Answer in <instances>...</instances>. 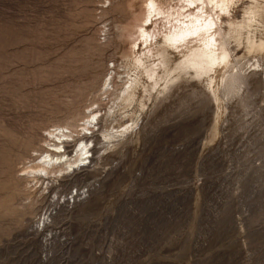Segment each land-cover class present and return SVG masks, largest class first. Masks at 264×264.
Returning <instances> with one entry per match:
<instances>
[{"label":"rangeland","instance_id":"rangeland-1","mask_svg":"<svg viewBox=\"0 0 264 264\" xmlns=\"http://www.w3.org/2000/svg\"><path fill=\"white\" fill-rule=\"evenodd\" d=\"M145 1L0 0V264H264V60L254 71L232 41L225 70L169 54L149 80L134 65ZM94 104L89 162L41 201L19 181L25 159L53 125L80 130ZM11 130L31 146L18 136L9 150Z\"/></svg>","mask_w":264,"mask_h":264},{"label":"bare ground","instance_id":"bare-ground-1","mask_svg":"<svg viewBox=\"0 0 264 264\" xmlns=\"http://www.w3.org/2000/svg\"><path fill=\"white\" fill-rule=\"evenodd\" d=\"M112 1L105 0L103 4L105 6L108 4V7H106L110 8ZM174 1L146 0L144 3L145 16L139 35L140 42L137 45L139 49L143 47L144 51L143 54L139 52L134 65L141 67L143 69L142 74L144 72L147 73L146 76L149 80L151 79L152 65L155 63L160 64L169 54L177 55L178 64L194 65L196 67L200 63L206 64V67L212 72L215 68L225 70L232 61L228 48L229 43L232 41L239 46H244L247 53L253 55L254 63L251 64V68L254 71L263 70L261 62L264 60V0H176L173 3ZM243 6H246L245 17L240 22L235 14ZM185 13H190V19L187 21L188 25L186 27H184L186 25L185 22L181 23L183 19L180 20V18H184ZM225 19H229L228 31L222 30V24ZM202 20L205 24L198 29L197 23L199 22L200 24L203 22ZM175 22L177 24L181 23L183 27L178 28L174 24ZM176 31L184 32L183 34L186 37H180V34ZM190 34L193 35L188 37ZM148 62L151 63L150 67L147 65ZM86 69L85 71H89ZM135 74L136 77L134 79L124 80L123 87L119 90L118 98H123L124 102L131 100L137 93L140 85L139 76L142 74L139 75L136 70ZM85 77L88 76L86 75ZM116 79L115 70L111 73L109 72L106 76L102 87L105 97L116 93L114 87ZM209 86L213 92H219L217 76H215ZM99 106L97 105V108H95L94 104L89 108L88 115L79 126L80 130H73L68 125H53L50 130H46L47 134L41 140L39 146L35 148L33 146L34 149H32L33 153L30 158L25 157V160H28L31 165L24 169V174L20 176L19 181H22L25 184V189H29L31 192L38 187L36 194L43 197L41 201L46 199L44 193L45 191L49 192L53 188L54 182L64 179L69 174H75L77 169H82L83 164L86 166V163L89 162V157L93 153L94 148L92 146L94 143L88 137L94 134L93 130L96 129L101 120L102 111ZM12 130V134L10 135L9 132L8 135L7 133L5 136L7 140L4 141H7L5 146L7 145L10 148L9 150L16 153V138L20 135L16 137V131L12 132ZM122 134L124 132L121 134L117 133L114 136L109 133L105 135V139L110 143L116 136L119 139ZM21 137L22 135L20 139ZM24 142L26 147L28 145L31 146L29 140H22L23 145ZM17 143H21V141ZM72 144H74V149L76 148V150L69 152L68 149ZM34 156L38 157L33 159ZM33 161H35L34 164H32ZM47 217L46 214L44 220L42 219L44 224Z\"/></svg>","mask_w":264,"mask_h":264}]
</instances>
